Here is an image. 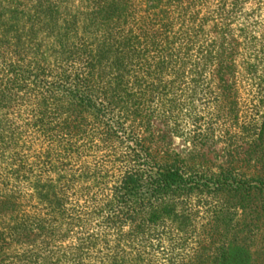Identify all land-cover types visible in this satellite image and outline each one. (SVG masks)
Segmentation results:
<instances>
[{"label": "trees", "instance_id": "obj_1", "mask_svg": "<svg viewBox=\"0 0 264 264\" xmlns=\"http://www.w3.org/2000/svg\"><path fill=\"white\" fill-rule=\"evenodd\" d=\"M0 264H264V0H0Z\"/></svg>", "mask_w": 264, "mask_h": 264}, {"label": "rangeland", "instance_id": "obj_2", "mask_svg": "<svg viewBox=\"0 0 264 264\" xmlns=\"http://www.w3.org/2000/svg\"><path fill=\"white\" fill-rule=\"evenodd\" d=\"M154 131L159 147L163 150L175 152L186 160L194 158V161L202 162L206 167L214 170H218L219 166L227 160L225 157H220L223 145L220 144L209 149L193 150L192 145L185 137L176 135L162 120H154Z\"/></svg>", "mask_w": 264, "mask_h": 264}]
</instances>
